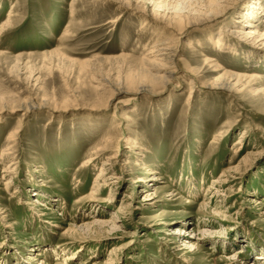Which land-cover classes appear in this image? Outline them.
Returning a JSON list of instances; mask_svg holds the SVG:
<instances>
[{
    "label": "rangeland",
    "instance_id": "obj_1",
    "mask_svg": "<svg viewBox=\"0 0 264 264\" xmlns=\"http://www.w3.org/2000/svg\"><path fill=\"white\" fill-rule=\"evenodd\" d=\"M260 34L264 0H0V264H264Z\"/></svg>",
    "mask_w": 264,
    "mask_h": 264
},
{
    "label": "bare ground",
    "instance_id": "obj_2",
    "mask_svg": "<svg viewBox=\"0 0 264 264\" xmlns=\"http://www.w3.org/2000/svg\"><path fill=\"white\" fill-rule=\"evenodd\" d=\"M12 13L13 12H11L9 14V16H11ZM255 35H257L256 28H251L245 32V36L247 38L253 37L252 40H254V38L256 37ZM260 35L264 36V34H260ZM251 43L253 44L255 42H251ZM151 53H153V55ZM151 53H150V57H145L143 60L144 61L143 68H142V72H143L142 75L143 76L142 77L140 76L141 77L140 82L143 84H142V86L139 87L138 91H142V90H144L145 87H148V86L152 87L155 84H160V83H164V82L167 84L171 80V78L174 77V75L177 73V66H176V57L178 56V47L177 46H174L173 44H169L167 42H163V43L155 45ZM207 59L210 61L215 60V59H211V58H207ZM244 76H240V77H244ZM129 83H130V85H134L135 80L131 79L129 81ZM208 87H210V88H225L228 90H232L234 87V84L232 82L226 81L224 79L221 82H215V83L209 84ZM117 91L118 92L124 91V89H117ZM31 108H33V105L29 104L27 107H25V110L28 111ZM126 119H128V117H126ZM91 159L92 160L89 159V162L93 161L95 158L92 157ZM104 170L105 169H103V171L101 172L100 177L105 175ZM6 171L12 173L13 169L8 168ZM113 178L114 177L103 178V180H101L102 185L105 186V185L110 184L109 181H110V179H113ZM99 179L100 178H98V180ZM111 184H112V182H111ZM41 205H43V204H41ZM187 245L191 246L190 247L191 251H196V244L195 243L188 242ZM72 258H74V256L69 257L67 260H71ZM229 259H234V257L229 256Z\"/></svg>",
    "mask_w": 264,
    "mask_h": 264
}]
</instances>
